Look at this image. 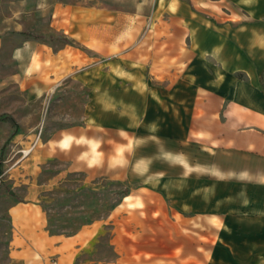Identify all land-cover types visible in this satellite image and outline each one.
Segmentation results:
<instances>
[{"label":"crops","instance_id":"1","mask_svg":"<svg viewBox=\"0 0 264 264\" xmlns=\"http://www.w3.org/2000/svg\"><path fill=\"white\" fill-rule=\"evenodd\" d=\"M82 14L87 23L59 34L107 52L110 15ZM138 34L122 37L119 54L104 63H80L67 45L26 42L9 53L36 97L67 79L88 89L82 122L59 130L28 168L58 159L66 163L59 178L130 185L102 223L114 227V261L80 260L94 240L75 235L72 264H264V0H154L148 33ZM34 195L31 185L22 201ZM21 206L8 210L16 228ZM49 239L56 253L69 250ZM13 243L33 253L43 245ZM14 253L16 264H27L22 250Z\"/></svg>","mask_w":264,"mask_h":264},{"label":"rangeland","instance_id":"2","mask_svg":"<svg viewBox=\"0 0 264 264\" xmlns=\"http://www.w3.org/2000/svg\"><path fill=\"white\" fill-rule=\"evenodd\" d=\"M153 7L154 0H0V264H16L19 258L14 252L18 249L27 258V264H50L57 261V256L59 264L67 261L72 264L71 238L75 235L83 237L85 243L89 237L94 240L93 253L82 254L80 260L113 262L115 254L109 241L115 234L114 227L111 222L102 223L128 186L100 179L87 181L83 174L67 173L59 178V171L66 169V163L58 159L39 164L37 169L28 168L31 157L42 145L52 142L48 145L54 146L59 130L82 122L88 89L67 79L61 84L53 82L48 93L36 97L39 90L26 91L21 72L10 60V51L26 42L36 43L43 50L45 46L56 50L67 45L75 49L80 63H104L109 56L119 54L122 37L131 40L137 33L141 37L148 33ZM74 11H79V17L71 14ZM88 11L110 15L106 24L110 23L112 40L107 52L101 51L104 45L99 43L95 50H90L86 37L83 43L70 40L67 34L64 35L68 38L62 37L58 32L59 29L71 32L73 21L87 23L82 13ZM103 27L101 20V30ZM34 60L38 82L41 63L38 57ZM41 77L46 81V71ZM32 146L30 154L23 158L20 151ZM31 185L34 199L22 201ZM17 200L25 206L20 208L24 220L16 228L11 224L8 210ZM89 224L92 227H85ZM53 237L69 245L65 254L56 253L57 243L49 239ZM20 238L33 241L34 246L42 240L43 245L38 250L34 248L33 253L28 246L15 247L13 240Z\"/></svg>","mask_w":264,"mask_h":264},{"label":"built area","instance_id":"3","mask_svg":"<svg viewBox=\"0 0 264 264\" xmlns=\"http://www.w3.org/2000/svg\"><path fill=\"white\" fill-rule=\"evenodd\" d=\"M32 149H33V146L30 147L29 149H27L26 151H20L22 157L24 158V157L28 156L30 154V152L32 151ZM51 264H57V262H52Z\"/></svg>","mask_w":264,"mask_h":264},{"label":"clouds","instance_id":"4","mask_svg":"<svg viewBox=\"0 0 264 264\" xmlns=\"http://www.w3.org/2000/svg\"><path fill=\"white\" fill-rule=\"evenodd\" d=\"M70 140H67V141H63V142H61V147H62V149H68L69 147H70Z\"/></svg>","mask_w":264,"mask_h":264},{"label":"trees","instance_id":"5","mask_svg":"<svg viewBox=\"0 0 264 264\" xmlns=\"http://www.w3.org/2000/svg\"><path fill=\"white\" fill-rule=\"evenodd\" d=\"M0 169H1V162H0ZM118 201V200H117ZM115 206V204L113 206H111V208H113Z\"/></svg>","mask_w":264,"mask_h":264},{"label":"water","instance_id":"6","mask_svg":"<svg viewBox=\"0 0 264 264\" xmlns=\"http://www.w3.org/2000/svg\"><path fill=\"white\" fill-rule=\"evenodd\" d=\"M10 194H12V193H10Z\"/></svg>","mask_w":264,"mask_h":264}]
</instances>
